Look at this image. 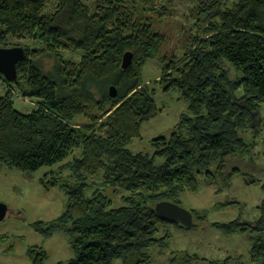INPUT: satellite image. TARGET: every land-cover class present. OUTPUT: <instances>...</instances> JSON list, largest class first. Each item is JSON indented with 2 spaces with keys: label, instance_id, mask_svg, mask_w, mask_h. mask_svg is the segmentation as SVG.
Listing matches in <instances>:
<instances>
[{
  "label": "trees",
  "instance_id": "1",
  "mask_svg": "<svg viewBox=\"0 0 264 264\" xmlns=\"http://www.w3.org/2000/svg\"><path fill=\"white\" fill-rule=\"evenodd\" d=\"M226 5L197 0L196 32L176 60L161 55L166 38L147 17L154 0H96L91 9L79 0H0V48L24 50L17 79L7 83L0 74V164L22 174L47 168L39 179L46 187L65 178L66 210L47 228L35 226L45 239L65 234L73 258L57 264H150L151 252L167 246L169 226L189 230L161 220L155 204L180 205L200 186L228 189L240 174L238 158L250 148L240 135L256 133L264 104V0ZM125 53L132 60L121 69ZM156 58L163 69L153 84L178 89L186 108L169 137L151 141L152 155L134 154L127 147L157 114L155 90L141 79ZM13 94L32 111H17ZM231 205L238 204L219 208ZM255 210L251 225L232 220L219 228L225 235L247 229L249 262L264 264V198ZM190 213L197 223L205 216ZM26 256L44 264L47 255L29 247ZM195 258L176 252L168 264Z\"/></svg>",
  "mask_w": 264,
  "mask_h": 264
},
{
  "label": "rangeland",
  "instance_id": "2",
  "mask_svg": "<svg viewBox=\"0 0 264 264\" xmlns=\"http://www.w3.org/2000/svg\"><path fill=\"white\" fill-rule=\"evenodd\" d=\"M89 9L96 0H79ZM199 1V0H198ZM208 0H202L207 2ZM229 6L232 0H220ZM156 12L149 13L148 18L153 28L166 38V45L161 55L179 60L190 46V37L194 35L195 18L192 11L197 0H154ZM159 11V12H158ZM16 47V46H15ZM45 70H50L53 63L42 60ZM163 63L149 60L145 63L141 74L144 83L155 90L153 96L157 107V114L143 123L140 128V139L133 141L127 149L132 153L152 155L154 148L151 141L160 137H169L171 132L179 125L181 114L184 113L186 102L181 92L176 88L162 90L153 82L161 75ZM109 89V88H108ZM19 112H31L34 107L26 102L21 105L14 103ZM259 120L256 124V133H241L244 143L250 145L248 151L241 154L235 166L240 174L231 179L228 189L218 186L204 187L196 194L185 192L180 198V207L185 211L203 212L201 222L193 219L198 227L182 230L169 226V242L163 251L151 252L150 264H168L169 259L176 252H185L194 255V264H209L222 262L226 259L230 264H250L248 258L251 234L246 229L242 233L225 235L219 226L238 220L240 223L251 225L257 216L255 207L264 198L260 189L264 185V104L258 107ZM78 123H82L80 118ZM158 161V164H161ZM48 169H40L35 173H19L14 168L0 164V204L6 207V214L0 222V264H30L26 256L29 247H40L45 252L44 264H57L67 262L73 258L69 250L66 236L63 232L55 231L49 239L43 238L35 232L37 223L42 229L47 228L50 222L60 217L66 210V197L59 186L65 178L54 187L41 184L39 179ZM64 176H68L64 172ZM51 179V176L47 177ZM92 182L98 183L99 180ZM109 195V192H105ZM113 207L120 204L119 195L110 196ZM236 202L238 205L219 208L220 204ZM111 264H121L114 260Z\"/></svg>",
  "mask_w": 264,
  "mask_h": 264
},
{
  "label": "water",
  "instance_id": "3",
  "mask_svg": "<svg viewBox=\"0 0 264 264\" xmlns=\"http://www.w3.org/2000/svg\"><path fill=\"white\" fill-rule=\"evenodd\" d=\"M24 57V50L21 47L0 48V74L8 83H13L17 79L16 67L19 61ZM121 69H126L130 64L132 57L130 53L122 56ZM111 98L116 96L113 87L109 89ZM155 213L161 220L172 223H178L183 228L191 229L194 227L193 217L189 211H185L177 204L162 201L155 204ZM6 214V207L0 204V222Z\"/></svg>",
  "mask_w": 264,
  "mask_h": 264
},
{
  "label": "built area",
  "instance_id": "4",
  "mask_svg": "<svg viewBox=\"0 0 264 264\" xmlns=\"http://www.w3.org/2000/svg\"><path fill=\"white\" fill-rule=\"evenodd\" d=\"M13 96H14V101H15V102H18V103H20V104L26 102V99H22V97H21V96H18L17 94H14Z\"/></svg>",
  "mask_w": 264,
  "mask_h": 264
},
{
  "label": "bare ground",
  "instance_id": "5",
  "mask_svg": "<svg viewBox=\"0 0 264 264\" xmlns=\"http://www.w3.org/2000/svg\"><path fill=\"white\" fill-rule=\"evenodd\" d=\"M9 92H11V91H9ZM11 94V93H10ZM14 95V94H13Z\"/></svg>",
  "mask_w": 264,
  "mask_h": 264
}]
</instances>
